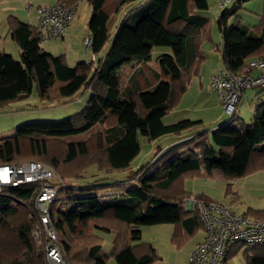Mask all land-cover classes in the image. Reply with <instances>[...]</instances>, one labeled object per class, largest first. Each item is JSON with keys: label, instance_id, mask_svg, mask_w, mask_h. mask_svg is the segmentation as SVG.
I'll list each match as a JSON object with an SVG mask.
<instances>
[{"label": "trees", "instance_id": "1", "mask_svg": "<svg viewBox=\"0 0 264 264\" xmlns=\"http://www.w3.org/2000/svg\"><path fill=\"white\" fill-rule=\"evenodd\" d=\"M58 1L76 7L79 3ZM132 1L89 0L92 12L87 24L96 58L74 66L64 54L43 50L42 32L36 25L14 14L7 17L20 59L0 52V106L28 98L34 86L42 101L79 98L86 91L91 95L72 116L21 124L10 137L0 139V164L38 161L54 170L50 179L10 186L0 194V264H46L44 240L40 238V244L33 235L40 229L36 199L44 184L55 188L50 222L66 260L106 264L114 257L117 264H153L157 249L142 241L141 226L172 224L177 247L204 230L198 211H189L186 202L191 195L213 200L188 191L185 179L214 170L231 178L264 171L263 99L250 122L236 127L234 119H228L213 130L199 131L160 148L155 160L133 175L117 178L132 168L140 154V137L153 142L165 135L180 136L199 124L192 119L166 123L164 117L199 74L202 42L211 23L210 17L199 14L209 9L208 0H144L121 20L109 51L100 57L110 40L111 15ZM230 1L216 22L224 71L239 74L253 57H264V0L255 26L239 17L231 23L251 0ZM159 46L169 50L158 55L157 67L148 68ZM98 126L103 128L93 130ZM82 133L86 135L78 141L66 138ZM87 172L95 178L92 186L78 183ZM243 213L264 221V208ZM109 235L112 243L106 252L103 243ZM240 253L245 264H264V244L232 243L226 260Z\"/></svg>", "mask_w": 264, "mask_h": 264}, {"label": "rangeland", "instance_id": "2", "mask_svg": "<svg viewBox=\"0 0 264 264\" xmlns=\"http://www.w3.org/2000/svg\"><path fill=\"white\" fill-rule=\"evenodd\" d=\"M29 2L36 3V1L33 0H24V5L28 4ZM208 2L210 5L209 9L201 10L199 11V14L210 17L211 23L209 26V30L212 35L210 43L215 45L221 38V35L217 28L216 20L220 15L222 9H225L227 6L230 7L232 1L229 4L227 3L226 5L221 4V0H208ZM12 4L13 2L8 1L4 3L3 8L5 6L12 7ZM78 5L79 9H77L78 12L76 11V20L78 19L77 21H80L81 25L85 26L87 25V20L90 18L92 8L89 4V0H79ZM131 6L127 4L121 7L118 12L111 15L108 22L110 40L108 41L102 52L99 54L100 57H104L105 54L109 51V48L117 35L118 25L128 13V10L131 9ZM262 9L263 0L248 1L245 4L244 9L240 10L238 15H235L231 19V23L235 22L237 17H239V21L249 24L250 26H255L259 23V15ZM43 41V50L45 51L47 50L52 53L54 52L56 55L62 54L60 52H65L68 53V56H70V53H72V45L68 38H65V40L63 38H60L46 39ZM73 46L81 48L82 51L84 49L86 55H88L86 60H90L92 58L91 48L85 46L83 39L81 40V42L77 41V43L73 44ZM17 49V44L10 38L6 21H2V19H0V52H8L9 54H12L15 59L19 60L20 55ZM168 50L169 48L166 46L156 47L153 51L152 60L147 65L148 68L149 66L151 68L155 66L157 67L158 55L162 52H168ZM80 60L84 59L81 58L79 59V61ZM71 62L72 65H75L77 63V61ZM195 81V84L198 83L197 78L195 79ZM90 95L91 92L86 91L83 95L79 96V98L66 99L62 101L57 100L54 102L42 101L37 93L36 87L34 86L33 93L28 98L13 101L6 105L0 106V139L10 137L14 133L15 128L21 124L32 122L60 121L64 118L72 116L73 114L78 113L85 106ZM190 96L191 94H188L186 96V99L189 100ZM190 102L191 101L187 102L189 104L187 109L193 107L190 106ZM183 109H186L185 106H181L170 111V113L165 116V122H176L178 120H181V118H184L185 116H191L192 113H189L190 110L186 112V110ZM248 122H250L249 119H245L241 116L240 119H235L233 124L236 127H240ZM100 128L103 127H94L93 130H98ZM85 135L86 133H82L74 136H68L66 138L70 141H78ZM173 137L174 135H165L164 137L159 138L153 142H149L146 138L140 137L142 144V150L140 154L132 162V168L128 171L126 170L125 172L119 173L118 175L120 176L117 178L121 179L131 176V174L133 175L134 171L141 165L155 160V152H158V150L162 147L164 148L165 145L168 144V142H170ZM158 154H160V152H158ZM92 169V173H94V168ZM86 175V178L83 181H78V183L85 184L86 186L94 185L95 178L91 176L90 172H87ZM184 186L188 191H193L194 193H202L211 198L213 201L223 202L227 205H230L232 209L239 213L247 211L248 208H264V171H256L249 175L238 178H231L222 170H214L211 174L203 172L202 175L194 176L187 180L185 179ZM173 229L174 226L172 224L141 226L142 241L152 243L157 249L158 258L153 264H188L189 255L192 250L191 248L203 234V231L197 232L189 240L185 241L180 247H177L172 242ZM33 235L35 236V232ZM34 238H36V236ZM105 238L106 239L103 243V249L106 252H109L112 243V235H109L108 237L105 236ZM36 239L39 240L40 244L42 243L40 238ZM44 247L45 245L43 242V249H45ZM237 259H239L240 261L244 260L241 253L237 256ZM106 264H117V261L114 257H110L107 260ZM229 264H237V262L233 258L230 259Z\"/></svg>", "mask_w": 264, "mask_h": 264}, {"label": "built area", "instance_id": "3", "mask_svg": "<svg viewBox=\"0 0 264 264\" xmlns=\"http://www.w3.org/2000/svg\"><path fill=\"white\" fill-rule=\"evenodd\" d=\"M76 11V6H68L59 1L41 5L36 26L42 32L43 40L64 38ZM91 42V35L84 38L86 47H90ZM95 58L92 54L91 59ZM263 67L264 57L250 61L243 73L221 71L210 78V87L218 94L229 119H237L236 110L242 93L248 87H264V72L257 75L251 73L254 68ZM53 175L52 167L38 161H26L19 165L0 164V194L7 187L50 179ZM54 195L53 186L42 185L36 199L40 229L35 232V236L44 240L46 264H72L62 254L56 230L50 222L49 205ZM186 206L189 211H198L205 233L204 238L191 251L188 264H226L230 244L240 242L250 247L264 244L263 220L239 213L223 202L198 200L194 195L189 197Z\"/></svg>", "mask_w": 264, "mask_h": 264}, {"label": "crops", "instance_id": "4", "mask_svg": "<svg viewBox=\"0 0 264 264\" xmlns=\"http://www.w3.org/2000/svg\"><path fill=\"white\" fill-rule=\"evenodd\" d=\"M8 1L13 2L12 7L5 6L3 8L4 3L8 2ZM33 1H36V3L29 2L28 4L24 5V0H0V19H2V21H6V19L9 15L14 14V15L18 16L19 18H21L22 20H24V21H26L32 25H36L37 16H38V8L44 4H54L58 0H33ZM143 1L144 0H135V1H132L131 3H129L128 5H130V6L132 5L130 8L133 9V8L137 7L139 4H141ZM230 2H231L230 0H221V4H224V5H226L227 3L229 4ZM77 9H79V5H77ZM130 10H128V12ZM77 12H78V10H77ZM77 20H76V16H75L74 21L71 23L70 27L67 30V35L63 38L64 40H65V38L66 39L68 38V40L71 42V45H72V53H70L71 55L68 56V53L60 52V53L65 55L66 60L70 66H74L71 64L72 63L71 61L79 62V59H81V58L84 60H80V61H89V60H86L88 55H86L84 49L82 51L81 48H77V47L73 46V44L77 43V41L81 42L82 39L84 40V38H85L84 36L90 35V31L88 30L89 29L88 24L85 26L81 25L80 21L78 22ZM88 20H87V22H88ZM247 25H249V24H247ZM211 36L212 35L210 33V30L208 29V33L206 34V36L202 42V53L204 56V62L200 68L199 74L195 75L191 78V81L187 87V90L184 92L180 101L178 102L177 106L175 107V108H179L181 106H185L186 109H183V110H186V112L190 110L189 113H192L191 116H185L184 118H181V120L182 119H192V120H199L200 122L191 131H186L180 136L174 135V137L170 140V142H168V144H166L164 148L162 147L163 149L161 148L162 150H164L167 147H169L170 145H172L176 142H179L182 139H186V138H188V137L194 135L195 133L202 131L204 129L205 130H213L215 127L226 123L229 119L228 115L224 112L223 105H222V103L218 97V94L216 93V91H214L210 87V78L213 75H216V74L220 73L221 71H224V67H223V64L221 61L222 39L220 38L219 42L216 43L215 45H213L210 43V40L212 39ZM41 45L43 47L44 43H42ZM3 47H5V46H3ZM17 51L20 54L19 47H18ZM64 51H66V50H64ZM6 53H8V52H6ZM50 53H52V52H50ZM91 54H93V53H91ZM54 55H56V54L54 53ZM59 55H61V54H59ZM257 58L258 57H253L251 59V61L255 60ZM140 65L141 64L139 63L138 66H140ZM262 72H264V67L263 68H254L253 70H251V73L253 75H257V74L262 73ZM196 78L198 79V83L195 84ZM188 94H191L189 100L186 99L187 98L186 96ZM192 99H193V101H192ZM263 99H264V87L263 86L254 85V86L248 87L242 93L239 106L236 110L237 119H240V117L242 116L243 118L249 119V121H251L253 119V116H254V108H255L256 104L259 103ZM188 101H191L190 106H193L190 109H187V107L189 106V104L187 103ZM164 121H165V117H164ZM173 122H175V121H173ZM173 122H169V123H173ZM157 154H158V152H155V157L157 156ZM155 157H154V159H155ZM211 173H209V174H211ZM123 174H126V173H123ZM186 208H187V206H186ZM201 231H203V234L199 238V240L194 244V246L191 248L192 250L195 247V245L204 238V235H205L204 230H201ZM238 255L233 257L235 259V261L237 262V264H245V260L240 261L239 259H237ZM243 259H244V257H243ZM229 262H230V260H228L226 264H229Z\"/></svg>", "mask_w": 264, "mask_h": 264}]
</instances>
